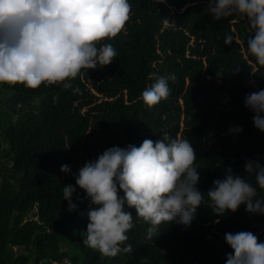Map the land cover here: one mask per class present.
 <instances>
[{
    "label": "trees",
    "instance_id": "obj_1",
    "mask_svg": "<svg viewBox=\"0 0 264 264\" xmlns=\"http://www.w3.org/2000/svg\"><path fill=\"white\" fill-rule=\"evenodd\" d=\"M130 3L121 33L99 42L117 50L110 65L82 69L67 89L0 84V264H225L233 251L225 233L250 231L264 241V215L242 205L217 217L203 204L191 226L162 223L152 239L150 225L126 206L135 226L121 247L131 244L130 253L106 257L83 244L90 202L73 173L110 147L188 139L205 194L227 167L255 185L245 163L264 164V132L245 107L248 94L264 89V66L246 48L247 19L214 20L210 0ZM162 76L170 95L149 107L142 93ZM234 125L243 131L229 134ZM69 183L77 188L71 212L63 199Z\"/></svg>",
    "mask_w": 264,
    "mask_h": 264
},
{
    "label": "clouds",
    "instance_id": "obj_2",
    "mask_svg": "<svg viewBox=\"0 0 264 264\" xmlns=\"http://www.w3.org/2000/svg\"><path fill=\"white\" fill-rule=\"evenodd\" d=\"M131 7L130 0H0V84L35 89L62 83L67 89L82 69L110 65L117 50L99 42L121 33ZM207 11L217 21L234 14L246 18L253 34L247 39V51L264 66V0H210ZM233 41L226 35L223 42ZM169 95L168 78L162 76L143 91L142 99L152 107ZM245 107L254 113V126L264 132V89L248 94ZM242 131L237 125L228 129L229 134ZM196 159L188 139L165 136L145 139L138 147L113 146L87 161L73 173L75 185L90 202L83 244L106 257L132 252L131 244L121 247L135 226L126 206L135 208L137 217L150 225L149 239L162 223L191 226L203 204L217 217L235 213L242 205L248 213L264 215V198L257 195V186L264 189V164L245 163L247 172L256 173L255 185L227 167L224 178L214 180L205 194L198 188ZM61 171L71 172L70 165H62ZM76 191L70 183L63 187L70 212L78 208L73 203ZM225 242L233 250L225 264H264V241L252 232L225 233Z\"/></svg>",
    "mask_w": 264,
    "mask_h": 264
}]
</instances>
